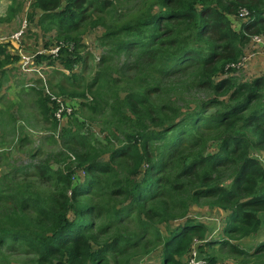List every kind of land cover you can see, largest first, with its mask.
Masks as SVG:
<instances>
[{
	"label": "trees",
	"instance_id": "obj_1",
	"mask_svg": "<svg viewBox=\"0 0 264 264\" xmlns=\"http://www.w3.org/2000/svg\"><path fill=\"white\" fill-rule=\"evenodd\" d=\"M10 1L0 25L31 1L26 34L42 31L44 48L59 52L33 53L41 76L28 74L12 52L20 48L0 42L1 98L19 70L35 85L8 107L23 117V95L33 94L52 129L45 138L64 149L43 161L31 154L0 176V264L17 249L30 255L27 264H132L156 253L161 264H187L194 249L207 264H264V75L242 79L231 67L253 36H264V0ZM91 30L101 52L92 84L54 92L39 63L77 83ZM51 95L72 109L62 112L66 122ZM81 106L109 111V135L96 145ZM13 128L15 136L20 124ZM26 138L17 137L16 150ZM195 208L225 213L219 239L207 238Z\"/></svg>",
	"mask_w": 264,
	"mask_h": 264
},
{
	"label": "rangeland",
	"instance_id": "obj_2",
	"mask_svg": "<svg viewBox=\"0 0 264 264\" xmlns=\"http://www.w3.org/2000/svg\"><path fill=\"white\" fill-rule=\"evenodd\" d=\"M31 1L24 2V5L22 9L19 11V13L16 15V18L12 20L9 23L2 24L0 26V39L5 38L6 43L11 42L12 45L15 46V48H18L20 46V42L22 38L20 37L19 40H14L12 42L10 39L12 36L24 33L28 38L26 40V43L23 44V48L25 51H28L27 53H32L31 55H34L33 53H36L37 51L39 53H45L47 50L44 48L45 42H47L48 38L44 35L42 31L37 30L36 35L37 37L33 38L32 35L26 34L27 32V24L26 21L28 19V11L31 6ZM10 5V0H0V17L6 15L8 6ZM237 28H239V22L237 24ZM84 41L86 44V50L84 52V60L82 62V65L84 64L85 60L92 61V64H90L88 67L83 68V72H81L80 69H82V65H79L76 71L77 73L81 74V79L77 83H69L67 76H69L68 72L64 69H61L60 67L58 70H53L47 68V62L46 64L39 63L43 68V70H46L48 72L47 77L49 76L50 81L52 82V88L54 92H59L58 86H61L69 91H77L81 92L83 90H86L88 85H91L93 82V77L95 76V72L97 69V63L99 62V57L101 55V52L97 50L96 46L99 45V42L97 41V30H91L89 31L85 37ZM255 50V49H254ZM12 52L16 53L17 50H12ZM254 52V51H253ZM251 54H246V58H249ZM262 57V60L264 62V57ZM96 58V59H95ZM98 59V60H97ZM95 60V61H94ZM94 61V62H93ZM250 62V61H249ZM54 68L56 66H53ZM60 69V70H59ZM41 70V69H40ZM17 74H11L10 76L13 77V86L9 87V83L5 84L3 87V92L5 97L7 98H1L0 94V121L4 123L3 127H0V148H4V151L8 152V154H0V176H2L3 171L7 170L9 166L13 165H26L29 162V157L31 154H38V159L40 161H43L48 155H57L60 151H63L62 144L60 141L57 142V140L52 139H46V136H50L51 127L49 123H45L42 119V116L39 114V110L37 106L33 103V94H24L26 107L24 109L23 117L19 116V111L16 108H10L8 106H11L14 97H17V92L23 91L26 89L25 84L27 87L31 85H35L34 82L30 81V79H26L25 76L18 70L16 72ZM242 79L247 77L250 79H254L257 76L264 75V70L258 66L257 68L250 69L249 65L246 67V69L241 71ZM27 80V81H26ZM35 81V78L34 80ZM10 82V79H9ZM30 82V83H29ZM16 83H24L23 87L19 89L16 88ZM33 88V87H30ZM60 93V92H59ZM88 97H91V94L89 92ZM84 100V99H82ZM81 103V100L78 101V104ZM78 116L81 117L82 120L86 121L87 124L89 123L91 127L94 128L92 131V134L88 136L89 142L93 144H98L99 141H103L106 136L109 135V128L110 124H106L105 122L109 119V111L100 113V114H92V112L87 107H79L78 108ZM14 118L19 116L18 121L16 122ZM21 117V118H20ZM21 122V123H20ZM16 123V125L20 124V130L19 133L13 136V125ZM12 129V132H11ZM20 131H23L20 134ZM96 135H94V134ZM18 136H27V141L23 142V147H20V150H16L18 146H20L19 141L17 140ZM25 138V137H24ZM20 139H23L20 137ZM50 161L54 163V159L50 158ZM59 166L56 165V168ZM33 181L37 183V188L42 190L44 193L50 192L53 184L51 185L46 182L42 181L41 179L33 176ZM197 214V213H194ZM196 216V215H195ZM222 218L224 215L221 216ZM205 219V218H204ZM206 221V220H205ZM162 232L165 234V229L163 227ZM222 229H223V223L218 225V222L215 225V228L213 226H209L207 230V238L208 239H219L222 236ZM210 233V234H209ZM209 234V235H208ZM264 235V232H263ZM264 239V237H263ZM246 241V240H245ZM245 241H241L240 244L246 245ZM221 253V252H216ZM228 252L223 254V257ZM30 257L27 253H24L22 249H17L9 254L6 255V261L4 264H27V259ZM221 258L222 262L224 261V258ZM232 259V258H231ZM230 260V259H227ZM224 261V262H227ZM234 260V259H232ZM132 264H161V260L158 256V254H151L149 257L142 258V259H136ZM230 264V263H229Z\"/></svg>",
	"mask_w": 264,
	"mask_h": 264
},
{
	"label": "built area",
	"instance_id": "obj_3",
	"mask_svg": "<svg viewBox=\"0 0 264 264\" xmlns=\"http://www.w3.org/2000/svg\"><path fill=\"white\" fill-rule=\"evenodd\" d=\"M249 12L246 9H242L240 16L242 18H246L248 17ZM22 33L16 34L14 36L11 37V41L14 42V40H19V38L21 37ZM0 42H4L6 43V39L5 38H1ZM11 43V42H8ZM13 44V43H11ZM251 46L255 47L256 49H260L262 51V54L264 55V36H260V35H255L252 37V41H251ZM20 48V49H19ZM19 52L18 54L20 55V65H21V69L24 73H37L38 75L41 76V70L36 66L35 62H34V55H31V53H27L25 52L23 49L21 50V47L18 46ZM59 52V47H54L53 49H51L50 51H45V53L47 54H54L57 55V53ZM251 58V55L249 56V58L245 57L238 62L237 64H232L231 67L235 70L238 71L239 75L241 74V71L246 69V67L249 65V60ZM47 93L50 94L48 88H46ZM52 96V100H57L60 104V110L58 111V113L56 114V116L58 117V119L61 122H66L67 120V115H70L72 113V109L69 107H65L64 105V101H62L63 99L61 97H56V96ZM64 110H67V115L62 117V112ZM261 162L264 163V157H260ZM82 174V172L80 173ZM196 244H201L197 243ZM195 247V246H194ZM187 264H207V261L204 258H200L199 257V253L198 251H196V249L193 250L192 253V257L190 258L189 262Z\"/></svg>",
	"mask_w": 264,
	"mask_h": 264
},
{
	"label": "crops",
	"instance_id": "obj_4",
	"mask_svg": "<svg viewBox=\"0 0 264 264\" xmlns=\"http://www.w3.org/2000/svg\"><path fill=\"white\" fill-rule=\"evenodd\" d=\"M4 16H6V15H4ZM4 16H2V17H4ZM18 52L19 51H17L16 53H18ZM245 54H251V58L249 60L250 61L249 62V68L250 69L257 68L258 66H260L264 70V62H263L262 57H261V56L264 57V55L262 54V51L260 49H256L255 47H252L250 44L248 46V48L246 49ZM245 79L249 80V78H247V77H245ZM194 213H197V214H195L196 217L198 219H200L207 226V228H209V226H213L215 228V225L217 222H218V225H220L222 223V220H223V218L221 216L222 215L225 216V213H223L221 210H217V209L214 211L213 210L208 211L207 209H205V211H202L198 208H195Z\"/></svg>",
	"mask_w": 264,
	"mask_h": 264
}]
</instances>
